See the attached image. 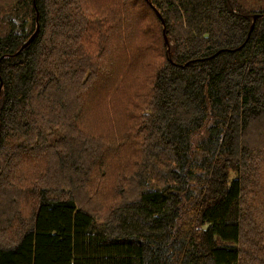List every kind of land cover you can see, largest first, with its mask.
<instances>
[{
	"label": "trees",
	"instance_id": "trees-1",
	"mask_svg": "<svg viewBox=\"0 0 264 264\" xmlns=\"http://www.w3.org/2000/svg\"><path fill=\"white\" fill-rule=\"evenodd\" d=\"M0 264H264V0H0Z\"/></svg>",
	"mask_w": 264,
	"mask_h": 264
},
{
	"label": "water",
	"instance_id": "water-1",
	"mask_svg": "<svg viewBox=\"0 0 264 264\" xmlns=\"http://www.w3.org/2000/svg\"><path fill=\"white\" fill-rule=\"evenodd\" d=\"M255 18H256V16H254L253 17V22H252V24H251V26H250V31L252 30V28H253V26H254V20H255ZM37 32H38V26L36 27V30H35V32L29 37V39L21 46V49L22 48H24V47H26L33 39H34V37L36 36V34H37Z\"/></svg>",
	"mask_w": 264,
	"mask_h": 264
}]
</instances>
